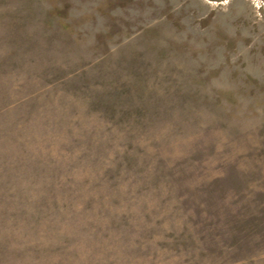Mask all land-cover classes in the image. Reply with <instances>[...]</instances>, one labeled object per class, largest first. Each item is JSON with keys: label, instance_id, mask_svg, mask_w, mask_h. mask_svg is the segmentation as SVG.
<instances>
[{"label": "rangeland", "instance_id": "374dc122", "mask_svg": "<svg viewBox=\"0 0 264 264\" xmlns=\"http://www.w3.org/2000/svg\"><path fill=\"white\" fill-rule=\"evenodd\" d=\"M0 264H264V0H0Z\"/></svg>", "mask_w": 264, "mask_h": 264}]
</instances>
